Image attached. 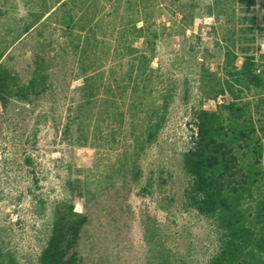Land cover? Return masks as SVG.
Wrapping results in <instances>:
<instances>
[{"label":"rangeland","instance_id":"obj_1","mask_svg":"<svg viewBox=\"0 0 264 264\" xmlns=\"http://www.w3.org/2000/svg\"><path fill=\"white\" fill-rule=\"evenodd\" d=\"M16 1L27 18L24 0H10L8 5L0 0V5L7 8ZM245 1L156 0L155 23L162 35L154 73L148 72L147 80L132 93L127 87L128 62L119 65L114 38L109 37L97 56L96 65L104 66L99 70L100 95L88 105L81 90L80 52L75 49L79 34L68 36L54 22L33 32L18 55L29 61L37 48L47 60L51 78L42 96H33L30 102L14 100L8 108L0 104V248L4 252L18 264H40L55 205L75 198L69 185L74 178L85 182L100 204L115 188L128 191L129 225H122L121 231L112 232L107 214L100 204L97 207L91 233L99 238L97 255L103 264H156L161 254L169 264L209 261L219 241L212 221L184 206L189 180L182 153L192 142L195 112L219 105L205 98L201 85L204 67L222 72V50L216 44L224 45L230 30L241 32V18L250 25L246 17H257L255 51L264 53V0ZM54 3L48 0V5ZM12 23L9 18L0 24ZM1 30L0 46L5 40ZM137 45L143 47V42ZM24 58L18 60L26 67ZM114 80L120 86L115 91ZM163 97L169 101L166 122L148 144L145 132L159 118L153 111L165 112ZM135 167L141 171L136 181Z\"/></svg>","mask_w":264,"mask_h":264},{"label":"trees","instance_id":"obj_2","mask_svg":"<svg viewBox=\"0 0 264 264\" xmlns=\"http://www.w3.org/2000/svg\"><path fill=\"white\" fill-rule=\"evenodd\" d=\"M155 2L55 0L48 5V0H24L27 18L18 11L17 1L11 8L0 5V23L13 18L9 26L0 24L1 32L5 31L0 46V104L8 108L14 100L30 102L33 96L48 91L51 74L42 52L35 48L29 61L18 54L33 32L53 22L68 36L79 34L75 49L80 52L77 62L83 73L85 105L100 95L99 70L104 66L96 65L97 56L109 37L114 38L119 65L128 62L127 87L134 93L147 80L148 72L152 75L155 71L152 64L162 35L155 23ZM246 20L250 25L241 18V32L230 30L224 45L216 44L222 50L221 74L210 67L202 69L205 98L217 100L228 95L229 100L216 109L203 106L195 112L192 142L182 153L183 171L189 180L184 206L210 219L219 241L218 251L206 264H264V53L255 51L257 17ZM140 41L143 47L137 45ZM21 58L28 61L26 67L18 60ZM118 83H111L113 91L120 88ZM161 108L165 112L153 111L159 118L146 129L148 144L165 125L167 97H163ZM140 175L141 171L133 168L135 181ZM69 185L75 198L55 205L51 235L40 264H103L104 259L98 257L99 238L91 233L100 203L81 179L73 178ZM127 202L128 191L123 187L115 188L100 204L112 232L129 225ZM159 259L156 264H169L163 254ZM0 264L18 262L0 248Z\"/></svg>","mask_w":264,"mask_h":264},{"label":"built area","instance_id":"obj_3","mask_svg":"<svg viewBox=\"0 0 264 264\" xmlns=\"http://www.w3.org/2000/svg\"><path fill=\"white\" fill-rule=\"evenodd\" d=\"M228 95H221L216 101L217 104H223L229 100Z\"/></svg>","mask_w":264,"mask_h":264}]
</instances>
